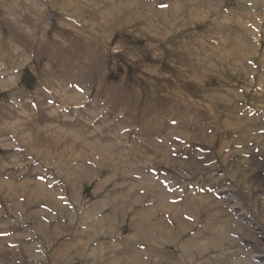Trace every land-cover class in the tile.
<instances>
[{
  "label": "rangeland",
  "instance_id": "obj_1",
  "mask_svg": "<svg viewBox=\"0 0 264 264\" xmlns=\"http://www.w3.org/2000/svg\"><path fill=\"white\" fill-rule=\"evenodd\" d=\"M0 264H264V0H0Z\"/></svg>",
  "mask_w": 264,
  "mask_h": 264
}]
</instances>
